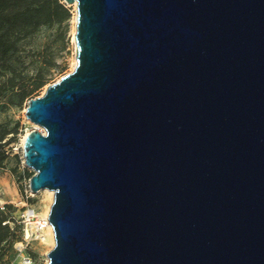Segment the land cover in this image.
I'll list each match as a JSON object with an SVG mask.
<instances>
[{"label":"water","instance_id":"1","mask_svg":"<svg viewBox=\"0 0 264 264\" xmlns=\"http://www.w3.org/2000/svg\"><path fill=\"white\" fill-rule=\"evenodd\" d=\"M75 65L27 100L45 264H264V0H63Z\"/></svg>","mask_w":264,"mask_h":264},{"label":"rangeland","instance_id":"2","mask_svg":"<svg viewBox=\"0 0 264 264\" xmlns=\"http://www.w3.org/2000/svg\"><path fill=\"white\" fill-rule=\"evenodd\" d=\"M66 4V3H65ZM70 7V17L61 24L42 27L39 31L18 43V50L10 55L9 62L21 72L23 88L30 89L35 82L38 70L47 78V83L20 100L19 87H7L0 95V138L5 141L10 136L15 138L4 145L6 158L0 166V207L9 204L16 205L12 212L22 211L26 206L33 207L35 212L44 217L53 196L47 189H40L29 194L30 202L26 201L25 189L28 187L29 175L33 170L23 163L22 138L32 129H38L37 124L28 120L25 107L30 95H41L48 83L58 80L63 74L73 70L75 65V4ZM31 176V175H30ZM42 237L32 239L28 250L32 252V264H45L47 252L52 248L48 241L47 228L42 231ZM47 235V236H46ZM14 256L16 250L12 248Z\"/></svg>","mask_w":264,"mask_h":264},{"label":"trees","instance_id":"3","mask_svg":"<svg viewBox=\"0 0 264 264\" xmlns=\"http://www.w3.org/2000/svg\"><path fill=\"white\" fill-rule=\"evenodd\" d=\"M70 15V7L63 0H0V95L7 87L17 86L22 100L47 83V78L38 70L31 88H23L21 72L10 64V55L18 50L20 41L42 27L63 23ZM31 97L35 96L30 95L29 98ZM14 138L15 136H10L5 141L0 138V166L6 158L4 145ZM24 198L30 202V197ZM12 205L14 209L16 206ZM12 209L9 204L0 207V264H8L13 256V243L21 238L19 213L15 214ZM29 253L32 254L31 251Z\"/></svg>","mask_w":264,"mask_h":264},{"label":"built area","instance_id":"4","mask_svg":"<svg viewBox=\"0 0 264 264\" xmlns=\"http://www.w3.org/2000/svg\"><path fill=\"white\" fill-rule=\"evenodd\" d=\"M33 194L29 187L25 189V197ZM16 206V205H15ZM18 218L21 224V238L13 243L16 254L9 259L8 264H32L33 256L29 253L28 247L32 239L42 237V231L47 228L49 222L46 217H40L33 207L21 208Z\"/></svg>","mask_w":264,"mask_h":264},{"label":"bare ground","instance_id":"5","mask_svg":"<svg viewBox=\"0 0 264 264\" xmlns=\"http://www.w3.org/2000/svg\"><path fill=\"white\" fill-rule=\"evenodd\" d=\"M37 127H38V129H40V130H42V128L39 126V125H37ZM22 140H23V138H22ZM47 191H48V193L51 195V197L53 196V191H51V190H48L47 189ZM48 207H47V209H46V211L44 212V217H46L47 216V214H48ZM47 234H48V241H50V243L52 244L53 242H54V238H53V231H52V228H51V225L50 224H48V226H47ZM47 236V235H46Z\"/></svg>","mask_w":264,"mask_h":264}]
</instances>
